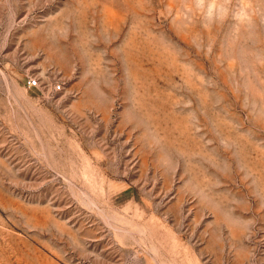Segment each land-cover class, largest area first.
Instances as JSON below:
<instances>
[{"label": "rangeland", "instance_id": "obj_1", "mask_svg": "<svg viewBox=\"0 0 264 264\" xmlns=\"http://www.w3.org/2000/svg\"><path fill=\"white\" fill-rule=\"evenodd\" d=\"M0 264H264V0H0Z\"/></svg>", "mask_w": 264, "mask_h": 264}, {"label": "clouds", "instance_id": "obj_2", "mask_svg": "<svg viewBox=\"0 0 264 264\" xmlns=\"http://www.w3.org/2000/svg\"><path fill=\"white\" fill-rule=\"evenodd\" d=\"M195 9L201 14L203 20L208 24H215L226 19L231 12L232 0H193ZM245 9L241 8L239 13H233V18L240 23L245 22Z\"/></svg>", "mask_w": 264, "mask_h": 264}, {"label": "built area", "instance_id": "obj_3", "mask_svg": "<svg viewBox=\"0 0 264 264\" xmlns=\"http://www.w3.org/2000/svg\"><path fill=\"white\" fill-rule=\"evenodd\" d=\"M27 85L29 88H38L39 87L38 81L36 79H32V78H29L27 80ZM52 90L54 92H60L62 90V86L60 84L53 85Z\"/></svg>", "mask_w": 264, "mask_h": 264}]
</instances>
